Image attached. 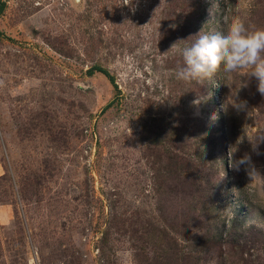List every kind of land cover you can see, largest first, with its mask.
<instances>
[{
    "label": "rangeland",
    "instance_id": "obj_1",
    "mask_svg": "<svg viewBox=\"0 0 264 264\" xmlns=\"http://www.w3.org/2000/svg\"><path fill=\"white\" fill-rule=\"evenodd\" d=\"M0 264H264V0H0Z\"/></svg>",
    "mask_w": 264,
    "mask_h": 264
}]
</instances>
